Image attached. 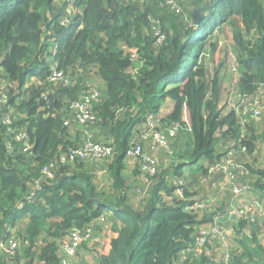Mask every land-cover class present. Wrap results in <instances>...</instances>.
Here are the masks:
<instances>
[{
	"label": "trees",
	"instance_id": "trees-1",
	"mask_svg": "<svg viewBox=\"0 0 264 264\" xmlns=\"http://www.w3.org/2000/svg\"><path fill=\"white\" fill-rule=\"evenodd\" d=\"M146 1L74 0L80 10L70 16L58 0H0V75L6 96L0 106V240L7 241L18 223L28 218L25 232L17 235L30 247L23 264H61L60 246L70 230L84 232L92 222L95 230L101 225L95 221L102 216L111 220L112 235L95 250L96 263L91 264H223L208 255L218 254L211 244L218 239L193 251L210 218L194 211L206 197L190 191L191 182L212 177V167L234 157L236 184L239 172L247 170L253 179L250 186L264 192V125L258 127L253 120L242 124L235 110L224 114L217 43L210 45L215 75L199 62L211 34L234 26L242 68L238 87L244 95L264 97V0H201L199 25L191 14L171 27ZM172 12L179 14L182 8ZM65 19L68 24L59 27ZM51 37L59 41L53 52L58 69L72 74L68 85L48 79ZM124 46L136 50L139 65ZM83 69L104 84L99 98L91 101L96 120L85 127L94 140L114 145L115 154L106 174L77 160L54 164L55 176L47 178L43 168L75 148L84 134L80 129L72 140L64 126L71 104L85 93L91 79L79 81ZM167 100L173 106L163 116ZM149 116H156L168 133L170 126L180 124L192 138L175 151L173 163L162 171L158 165L136 206L129 197L125 154ZM245 128L248 134L243 138ZM165 130L155 129L162 134ZM21 132L30 138L27 151ZM150 140L154 145L152 136ZM188 163L192 172L185 177L183 167ZM177 180L190 185L184 187ZM21 202L23 207L18 208ZM232 222L241 237L231 240L230 264H264V246L259 243L255 248L245 239L253 221L237 216ZM257 226L264 227V217ZM258 230L253 233L255 241ZM0 264H22V256L0 253Z\"/></svg>",
	"mask_w": 264,
	"mask_h": 264
},
{
	"label": "rangeland",
	"instance_id": "rangeland-1",
	"mask_svg": "<svg viewBox=\"0 0 264 264\" xmlns=\"http://www.w3.org/2000/svg\"><path fill=\"white\" fill-rule=\"evenodd\" d=\"M60 3L63 2L64 0H58ZM145 1L142 0L140 2H135V3H141ZM167 0H147L146 2L152 3L154 5V7L157 9L158 11L163 14V16L165 17L166 21H167V25L169 27L174 26L177 21L181 18H188L191 16V14L194 12V9L196 10L197 8L201 7L200 5H197V2H200L201 0H175L173 5H168L170 6V8L166 5ZM132 3V2H130ZM140 4V5H141ZM146 5V4H145ZM182 8V12L179 14H175L172 11H176V13L181 11ZM64 8H65V12L69 15H73L75 11H77V9L80 8V6H77L76 2H74V0H65L64 2ZM80 10V9H79ZM203 13V12H202ZM238 31L237 28H234V26L231 25H226L225 27H223V31L221 33H217V31H214L211 36L207 39V43H205L204 46V51L201 55V58L199 59L200 64L201 63H206L205 67L207 69V71H209V73L211 74V76L213 77L215 74V66L213 65V60H212V50L210 48V45L212 43H217V45L220 48V62L221 65L218 68V79L221 85V88L223 89L222 91V99H221V107L225 109V113H227L228 111H236L240 122H242V124H245L246 122H251L252 120L257 122L258 127H262L264 125V108L262 106V116L260 119H255L253 118V116L251 115V111L249 107H245L247 106V103H242V99L244 96V94L242 93V91L239 89L238 84H239V80L241 77V72H242V68L237 60V48L238 45L235 41V37L234 35L236 34V32ZM218 34V35H217ZM54 35V32L51 34V36ZM248 36V35H246ZM215 41V42H214ZM126 50V49H125ZM134 58L138 59L137 54H134ZM198 62V64H199ZM140 62L139 60H136V65H139ZM214 67V68H213ZM89 71H91L90 69H88ZM85 70H82V74L79 77V81L82 83H86V79H90L89 82H87L86 86L87 89H85V93H88L89 91L95 89L96 91L101 90V87L104 88V84L102 81H100L98 78H96L94 73L91 74H85ZM173 83H170V85H172ZM103 85V86H102ZM4 80L2 79V75H0V106L3 105L4 103H2V90L5 89L4 88ZM253 98L250 97L249 101H253ZM240 103V106H236L237 103ZM264 104V99L263 102ZM172 108V104L169 103L167 104V107L165 108V112H170ZM166 113H163V115H165ZM159 118L161 119V117L159 116ZM158 127H160L161 129L165 130L162 125L159 123ZM164 133L166 134V139H167V146L169 148H157L154 145H152V141L150 140V138H146L145 141H143V145H144V150L146 149V151L148 152V154H150L151 156H153L154 161L156 162V165H159L160 171H162L164 169V167L169 166L171 163L174 162V158H175V151L178 148H181V146L186 142L190 141L192 138V132L187 130V129H179L177 131H175V128H172L171 126L169 127V133H168V129H166L164 131ZM248 134V131L246 130V128L241 132L242 137L244 138V136L246 137V135ZM136 138V137H135ZM138 140L140 139V136L138 135ZM101 139H104V137H101ZM106 141V140H105ZM233 152V151H232ZM239 156V155H238ZM241 158V156H240ZM248 160V159H245ZM227 163V175L229 176H218L219 175V171H215V173H213L214 175L212 176V179H214V181H219V184L222 185V187H220L219 189L222 191L220 194L218 193H213V194H209L207 192V190H205L204 188V183L203 181L198 182L197 181H193L192 183V188L190 189V191L192 189H196V192H198V196L200 195L201 197L204 196L206 197V199H211L212 201H209V203H211L210 206L205 207L201 212V217H207L212 215L213 217L216 214H224L223 218H225L227 220V223L223 224L224 225V230H223V235L221 237V240H224V251H226L227 249H231V240H235L238 239L237 237H241L239 236L233 226L232 221L228 220L230 219V214L231 213H238V217H249L251 221H253L249 226H247L246 229V235H245V239L248 243H251V245L253 247H257L258 244L260 243L261 245L264 246V227H258V222L260 221V218L262 219L264 216L259 214V206H255V205H249L246 203L247 205H245L243 208V210L238 209V206L235 204L230 205V203H233V190H234V186H238L240 188L245 187L246 188V192L247 191H251L250 190V184L249 182H252L253 179L249 178L251 177L249 171L245 170V174L242 172V170L239 172L240 175V179L238 180V184L236 185V181H235V177L233 179L230 178V176H232L231 174H233L235 171H233V167L236 164L235 163V158L234 157H229L228 160L226 161ZM243 163V162H242ZM108 164H104V165H98V166H94V169H97L98 172L100 174H104L107 168ZM129 165V163H128ZM127 166V165H126ZM100 168V169H99ZM127 168L132 169L130 171L127 172L126 179L127 182L129 183V197L130 200L133 204H135L136 206H140V200L144 197L145 191L148 188V183L142 178L141 176V172H140V168H139V164H135V162H133V164H130ZM239 171V170H238ZM106 174V173H105ZM187 176V175H186ZM185 176V177H186ZM196 178V177H194ZM249 178V179H248ZM182 179V178H180ZM183 181V185L182 186H188L190 185V181H188L187 185L186 182L184 180ZM182 186L179 188V191L183 193V189ZM204 189V191H203ZM217 189V190H219ZM245 192V193H246ZM193 193V192H191ZM195 193V192H194ZM208 194L210 195V197L208 196ZM252 196V195H251ZM243 200V199H242ZM229 201L227 207L228 208H221V204L225 202ZM202 202H198L196 204V206L199 204H201ZM254 203V202H252ZM204 204H208V202H205ZM230 205V206H229ZM195 206V207H196ZM194 207V208H195ZM261 207V206H260ZM199 212V210H195V212ZM225 211H227V213L225 214ZM253 218H255V220H253ZM111 223L110 219H106V221L100 225L99 228H96L94 231V238H92L91 240H87L85 242H83L80 250L78 251L77 256L73 259L72 264H83L80 260L81 259H86L88 261V264H91L90 262L96 263V251L100 248V246L102 245V243L109 237H111V232L109 235V225ZM28 224V218H24L22 219L16 229L14 230L13 236L16 237L15 239L18 242V250L16 253V257L20 254L22 256V264L25 261V252H27V250L30 249V247L24 242L22 241L17 235L18 232L24 233L26 230ZM204 225H206V227L210 226V223H205ZM220 226V225H218ZM258 230V238L257 240H253V233L254 231ZM219 230H222L219 228ZM109 235V237H108ZM68 239V237L66 238V240ZM65 240V241H66ZM43 241V239H42ZM264 254V251H263ZM261 255V253H260ZM36 264H41L40 262H36Z\"/></svg>",
	"mask_w": 264,
	"mask_h": 264
},
{
	"label": "built area",
	"instance_id": "built-area-1",
	"mask_svg": "<svg viewBox=\"0 0 264 264\" xmlns=\"http://www.w3.org/2000/svg\"><path fill=\"white\" fill-rule=\"evenodd\" d=\"M132 3L140 2L142 0H129ZM65 2V0L63 1ZM175 0H167V3L169 5H173ZM71 16V15H70ZM69 20L65 19L62 21L61 25L68 24ZM126 49V50H125ZM124 50L126 53H131L132 59L134 58V54L136 53V50H130L128 47L124 46ZM55 52V51H54ZM138 56V55H137ZM49 62V76L48 79L51 82L58 83L63 82L64 84L68 85L72 81V74L67 75L64 71L58 69V64L55 61H52L48 58ZM100 91H96L95 89L89 91L88 93H84L81 95V97L77 100H75L71 106L70 111L72 112L71 117L68 119H65L64 126L68 127V132L70 134V138L72 140H75L77 137V131L82 129L84 130V134L82 136V139H79L78 145H76L75 148H71L70 150L63 152L60 154V158L58 160H55L54 163L50 165V167L43 168V174L47 178H53L55 176L54 172L51 170V168L54 166V164L61 163V164H72L77 160H82L88 164L91 165H104L108 164L109 161H111L115 154V146L111 143L107 144L106 142H99L92 138L93 134L90 131L89 128L85 127L88 123H94L96 120V114L92 110L91 101L92 99H98L100 96ZM3 94V93H1ZM242 99V103H247V106L249 107L251 111V115L255 119H260L262 116V106L264 108L263 99L264 97L259 96H247L244 95ZM5 95L3 94L2 103H6ZM252 97L253 101H249V98ZM237 107L240 106V103L238 101ZM78 111L77 113L75 112ZM7 124L9 126L10 130H13L12 123L10 119H7ZM158 127V120L156 116H149L147 119L146 124L142 127L139 136L141 140H134L129 147L126 150V159L131 160L135 162V164H139L140 172L142 178L147 182L150 183L151 178L158 172V166L156 165V162L153 159V156L148 154L143 148V145L141 144V141H145L146 138L153 137L154 144L157 148H169L167 146V139L166 135L162 134L161 132H156L155 129ZM172 128H175V131L181 129L180 124H174L171 126ZM19 137L23 140V145L25 150L27 151L31 147L30 138L28 135L24 132H21ZM227 163L225 162L222 165H215L211 168V171L215 173V171H222V177L223 176H229L227 175ZM236 164L234 165V167ZM233 167V168H234ZM107 169V168H106ZM104 169V170H106ZM233 170V169H232ZM218 172V173H219ZM230 176L231 179L235 177L236 180V174L233 173ZM176 183L184 184L182 180H177ZM237 185V184H236ZM41 188V185L39 189ZM246 191L245 187H238L234 186L233 190V203H230V205L235 204L238 206V209L243 210L242 207L249 204H244L242 202V197L244 192ZM179 194H182L178 190ZM210 197V195H209ZM209 201H212L211 199H204L200 205L198 204L195 208V210L202 211L205 207H208L211 205ZM205 202H208V204H204ZM208 205V206H207ZM229 205V206H230ZM252 205V204H249ZM18 208L23 207V203H19ZM228 208V207H227ZM227 211H225V214ZM224 214H216L214 217L212 215L209 216L210 220L206 223H210L209 227H206V225H202V229L200 231V235L197 238V246L193 248V251H198V249L210 241L211 239H218L213 240L212 245L215 248L216 252L218 253L216 256L210 255L208 252V255L211 256V259L218 263L222 260L223 264H230L231 262V255L229 252H227V249L224 253H219V251H224V240H221V237L223 235V228L224 223H227V220L223 218ZM238 216V213H231L230 214V221L236 219ZM106 221V217L102 216L99 219H96V223L103 224ZM233 223V222H232ZM220 225V226H218ZM95 224L94 222L90 223L84 232H82L78 228H74L70 230L68 234V239L61 243L60 246V256H61V264H72L73 259L77 256L78 251L80 250L83 242L87 240H91L93 236ZM222 229V230H219ZM210 237V239H209ZM18 249V242L15 239V237L12 235L7 241H1L0 240V253H7L9 255H15L16 251ZM222 254V255H221ZM224 254V257H222ZM223 258V259H220ZM88 262V261H87Z\"/></svg>",
	"mask_w": 264,
	"mask_h": 264
},
{
	"label": "crops",
	"instance_id": "crops-1",
	"mask_svg": "<svg viewBox=\"0 0 264 264\" xmlns=\"http://www.w3.org/2000/svg\"><path fill=\"white\" fill-rule=\"evenodd\" d=\"M218 35V34H217ZM100 81H102V80H100ZM103 82V81H102ZM175 84H172V85H170V87H172V86H174ZM169 103H171L172 104V106H173V103H172V101L171 100H167V102H166V105H164L162 108H161V111L163 112V113H169V112H165V108L167 107V104H169ZM172 109V108H171ZM171 111V110H170ZM164 116V115H163ZM128 163H129V165L130 164H133V161H131V160H128L127 161V163H126V169H125V175H127V172L128 171H130V170H132V169H129V168H127L129 165H128ZM96 166H98V165H96ZM196 165H193L192 167H195ZM100 169V168H99ZM183 172L185 173V176L187 175V176H191V172H192V168H191V166H190V163H188L186 166H184L183 167ZM198 175V174H197ZM222 176V175H221ZM193 177H197L196 175H194ZM197 179H198V177H197ZM200 181H203V183H204V188H205V190H207V192L209 193V194H215V193H218L220 196H221V190L219 189L220 187H222V185H220L219 184V181H214V179H212V177H208V178H201V179H199L198 180V182H200ZM252 187H250V190L251 191H245L244 192V194H243V197H242V202L244 203V202H246V203H249V204H253V205H255V206H258L259 204H260V206H259V208H258V210H259V214L260 215H263L264 216V192H261V191H259V190H255V189H251ZM217 189H219V190H217ZM203 191H204V189H203ZM208 194V195H209ZM252 195V196H251ZM262 200V201H261ZM252 202H254V203H252ZM228 203H229V201H227V202H225L224 203V205H223V203L221 204V208H227V205H228ZM246 203H244V204H246ZM207 217H209V216H207ZM232 221H234V220H232ZM234 224V223H233ZM109 233V235H110V231L108 232ZM112 234V233H111ZM109 235H108V237H109ZM110 238V237H109ZM80 260H81V262L83 263V264H88V262H87V260L86 259H81L80 258Z\"/></svg>",
	"mask_w": 264,
	"mask_h": 264
},
{
	"label": "clouds",
	"instance_id": "clouds-1",
	"mask_svg": "<svg viewBox=\"0 0 264 264\" xmlns=\"http://www.w3.org/2000/svg\"><path fill=\"white\" fill-rule=\"evenodd\" d=\"M60 26H62V25H59V27ZM53 37H51V38H49V41H50V46L47 48L48 49V52L49 53H51L50 55H49V59H51L52 61H57L56 59H55V54H53V52L54 51H56L55 49H54V47H56L57 45H58V43H59V41H58V39H56V40H51ZM34 79H36V78H32L31 80H34ZM174 84V83H173ZM127 160V159H126ZM128 161V160H127ZM171 180H174V178H172Z\"/></svg>",
	"mask_w": 264,
	"mask_h": 264
},
{
	"label": "water",
	"instance_id": "water-1",
	"mask_svg": "<svg viewBox=\"0 0 264 264\" xmlns=\"http://www.w3.org/2000/svg\"><path fill=\"white\" fill-rule=\"evenodd\" d=\"M202 18H203L202 7H199L196 10H194V12L192 13V19L194 21V24L199 25Z\"/></svg>",
	"mask_w": 264,
	"mask_h": 264
}]
</instances>
